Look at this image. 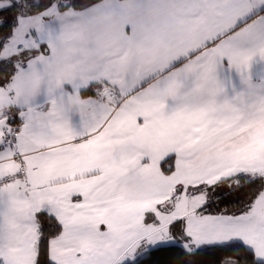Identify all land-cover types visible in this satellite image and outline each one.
Here are the masks:
<instances>
[{"label": "snow or ice", "instance_id": "obj_1", "mask_svg": "<svg viewBox=\"0 0 264 264\" xmlns=\"http://www.w3.org/2000/svg\"><path fill=\"white\" fill-rule=\"evenodd\" d=\"M0 264H264V0H0Z\"/></svg>", "mask_w": 264, "mask_h": 264}]
</instances>
